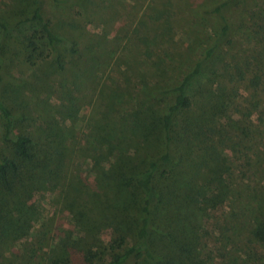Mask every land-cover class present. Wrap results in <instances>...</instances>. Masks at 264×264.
Instances as JSON below:
<instances>
[{
  "label": "rangeland",
  "instance_id": "1",
  "mask_svg": "<svg viewBox=\"0 0 264 264\" xmlns=\"http://www.w3.org/2000/svg\"><path fill=\"white\" fill-rule=\"evenodd\" d=\"M20 1L0 0V20L14 24L27 15ZM41 1L46 19L64 40L58 45L62 60L54 66L49 48L43 49L46 58L37 54L28 60L32 33L26 28L15 27L5 41V73L11 79L6 97L24 120L17 130L35 135L46 152L59 156L52 169L59 168L60 179L45 180L28 200L36 211L29 241L0 239L27 257L30 247L43 248L31 264L45 262L56 235L70 234L83 246H112L118 225L113 217L140 228L138 205L145 195L136 182L162 149V132H152L154 119L174 98L161 92L178 85L205 57L220 31L216 16L202 10L225 0ZM246 2L245 18L232 28L233 44L212 62L224 72L228 109L214 112L210 103H195L193 109V116L203 111V127L195 130L207 145L204 152L193 145L190 184L199 206L207 208L192 221L193 214L187 220L180 211L168 221L177 226L182 220L194 232L203 264H264V230H257L264 229V0ZM2 136L0 111V154L5 155ZM177 171L187 173L178 164ZM105 194L113 196L107 204L117 209L106 210ZM74 200L88 218L94 214L93 223H101L93 234H86L83 217L66 207Z\"/></svg>",
  "mask_w": 264,
  "mask_h": 264
},
{
  "label": "trees",
  "instance_id": "2",
  "mask_svg": "<svg viewBox=\"0 0 264 264\" xmlns=\"http://www.w3.org/2000/svg\"><path fill=\"white\" fill-rule=\"evenodd\" d=\"M21 12L27 14L20 16L16 23L0 20V111L3 116V136L2 140L6 145L7 154H0V239L1 243H27L31 236L33 216L36 213L34 207L28 205V200L34 192L42 186L45 180L58 181L60 179L59 168L52 169L59 156L56 151L50 153L42 148L40 140L36 136L25 134L17 130V123L20 120L19 112L6 97L10 93V77L6 75V44L7 38L15 35L14 30L25 31L26 28L32 33L29 40L31 42V54L28 60L33 61L37 54L40 59L46 58L43 49H50L53 63L62 60L63 55L59 53V46L64 42L52 28L49 19H46L42 10V1L21 0ZM35 4L34 7H31ZM241 6V7H239ZM247 2L246 0H225L213 7L202 10L204 15L216 16L219 23V33L212 41V46L206 50L205 57L196 63L184 79L175 87L163 90L161 96L164 98L172 94V102L167 104L158 118H155V126L152 132H162V149L159 155L150 158L145 170L141 173L136 185L145 195L140 201L138 211L141 210L142 223L140 228L134 229L132 226L113 217L118 223L113 232L114 238L112 246H83L80 240H73L72 235L53 236L52 242L56 244L55 250L48 253L43 264H203L198 238L186 226L181 224L173 225L168 221L179 211L187 214V220L203 215L204 210L195 199V193L190 181L195 173L193 166L188 164L193 145L200 146L206 144L199 131L195 129L203 127V111L193 116L195 103L212 104L214 112L227 111L226 108V87L223 85V70L212 62L216 55L224 47L231 46L232 28L238 26L245 18ZM31 9V10H30ZM30 11V13H29ZM15 27H17L15 29ZM240 28V27H239ZM38 33L41 35L38 37ZM76 54V50H72ZM5 59H4V58ZM13 88V87H12ZM225 94V97H224ZM229 95V94H228ZM230 97V95H229ZM210 99V100H209ZM18 101V100H17ZM225 106V107H224ZM224 107V108H223ZM25 111L24 107H22ZM190 127V129L183 126ZM181 126V127H180ZM46 141V140H45ZM50 143L49 141H46ZM196 142V143H194ZM207 145V144H206ZM94 160V158H93ZM179 163H182L180 165ZM218 163V164H217ZM215 163L216 173L219 172V162ZM184 166L183 171H177ZM94 171L98 168L96 164ZM108 180V179H107ZM173 182L172 184H170ZM178 182L179 185H176ZM185 187V189L182 187ZM170 184V185H169ZM82 186V185H81ZM225 186H223L224 188ZM102 188V187H101ZM195 188V187H194ZM189 190H191L189 192ZM80 189H77L79 192ZM107 192H110L109 190ZM194 194V195H193ZM72 196V193H71ZM67 199V202L72 197ZM97 199H102L100 193ZM113 196L104 195L106 210L117 209L107 203H111ZM96 203L99 201L95 200ZM101 203V202H99ZM208 205V203H207ZM74 216L81 219L83 217V230L86 234H93L101 223H93L94 214L88 218L84 210L78 209L76 200L66 205ZM179 212V213H180ZM86 218V224H85ZM181 219V216L179 217ZM184 217L183 220L185 221ZM164 219L166 220L164 223ZM126 225V226H124ZM89 229V230H88ZM88 230V231H87ZM262 231L264 229H257ZM33 238V237H32ZM133 238V243L128 245L129 239ZM137 239V240H135ZM0 243V258L4 261L0 264H31L37 259L39 251L30 247V256L16 253V246H5ZM27 247V246H26ZM28 249V248H27ZM103 250V251H102ZM47 253V252H44ZM18 263V264H19Z\"/></svg>",
  "mask_w": 264,
  "mask_h": 264
}]
</instances>
